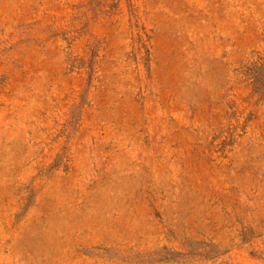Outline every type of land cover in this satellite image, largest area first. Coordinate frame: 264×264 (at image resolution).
Returning a JSON list of instances; mask_svg holds the SVG:
<instances>
[{
	"label": "rangeland",
	"instance_id": "374dc122",
	"mask_svg": "<svg viewBox=\"0 0 264 264\" xmlns=\"http://www.w3.org/2000/svg\"><path fill=\"white\" fill-rule=\"evenodd\" d=\"M0 264H264V0H0Z\"/></svg>",
	"mask_w": 264,
	"mask_h": 264
}]
</instances>
